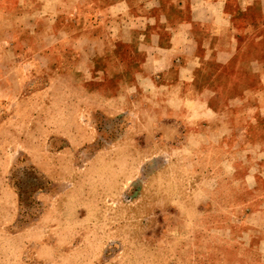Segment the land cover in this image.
<instances>
[{
    "label": "rangeland",
    "instance_id": "1",
    "mask_svg": "<svg viewBox=\"0 0 264 264\" xmlns=\"http://www.w3.org/2000/svg\"><path fill=\"white\" fill-rule=\"evenodd\" d=\"M263 67L264 0H0V264H264Z\"/></svg>",
    "mask_w": 264,
    "mask_h": 264
},
{
    "label": "crops",
    "instance_id": "2",
    "mask_svg": "<svg viewBox=\"0 0 264 264\" xmlns=\"http://www.w3.org/2000/svg\"><path fill=\"white\" fill-rule=\"evenodd\" d=\"M222 20L224 21V18L220 16V18H219L220 22L219 23H223ZM260 85H261V87H260V89L257 90V93L261 92V91H264V67L262 68V70L260 72ZM256 103H257V104H255L256 108H258V105H260V103L259 102H256ZM263 117H264V113H263Z\"/></svg>",
    "mask_w": 264,
    "mask_h": 264
},
{
    "label": "trees",
    "instance_id": "3",
    "mask_svg": "<svg viewBox=\"0 0 264 264\" xmlns=\"http://www.w3.org/2000/svg\"><path fill=\"white\" fill-rule=\"evenodd\" d=\"M21 193V192H20Z\"/></svg>",
    "mask_w": 264,
    "mask_h": 264
}]
</instances>
